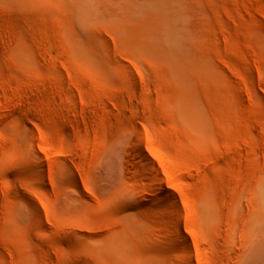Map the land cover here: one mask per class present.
Here are the masks:
<instances>
[{
  "label": "rangeland",
  "instance_id": "1",
  "mask_svg": "<svg viewBox=\"0 0 264 264\" xmlns=\"http://www.w3.org/2000/svg\"><path fill=\"white\" fill-rule=\"evenodd\" d=\"M263 173L264 0H0V264L231 262Z\"/></svg>",
  "mask_w": 264,
  "mask_h": 264
},
{
  "label": "bare ground",
  "instance_id": "2",
  "mask_svg": "<svg viewBox=\"0 0 264 264\" xmlns=\"http://www.w3.org/2000/svg\"><path fill=\"white\" fill-rule=\"evenodd\" d=\"M150 62L155 64L154 61H150ZM249 197H250V201L252 202V206L251 205L250 206L253 208L250 211L251 207H249L250 209H247V211L248 210L249 211L247 213H245V216L248 220L246 219L247 221H245V220L240 221V224L243 221L245 222L244 225H243V223L241 224V226L243 225V227H244V231L242 230L243 227L242 228L241 227L234 228V227H232L233 226L232 225L231 226L232 231L230 229V232H228V233H231V234H228V240H229V237L232 236V238L230 239V242L233 239V241H234V242L232 241L233 245L235 244L234 245L235 247L231 245L233 248H232V250H230V251H232V254H230V255H233V253L235 252V254L237 253L236 257H233L235 255L234 254L232 256L234 258V260L233 261L231 260V262H229L228 260H226V257H222L221 252L219 253L220 255H217V256L215 255L216 256L215 259L219 260V261L221 259L225 258L223 260V262H221L222 260L220 261L223 264L224 263H227V264H264V173L253 183L252 190L249 194ZM251 202H250V204H251ZM228 204H230V202H228ZM243 206L244 205H242V207ZM240 209L238 210L239 212H240ZM249 212H250V215L248 214ZM242 213H244V212H242ZM233 214H234V212H233ZM238 215H240V214H238ZM247 216H249V218ZM238 217H240V216H237V218ZM242 218H243V216H242ZM244 219H245V217H244ZM233 220L232 221L234 223L236 221L235 217ZM235 229H237V230L241 229V231H239L240 233L237 234ZM229 235H231V236H229ZM235 236H236V238H235ZM237 236H239L241 239L243 236H245L243 238H246L247 242L245 239H242V241H245L247 244L246 243L244 244V242H237V240H236ZM239 237H238V239L240 241L241 239ZM226 247L227 248L229 247V249L231 248L230 244L228 246H225L224 249H226V250H225L224 254H227L226 253L227 252ZM224 249L222 250V252H224ZM224 254H223V256H225ZM230 255L227 254L226 256L231 257ZM218 256H219V258L221 257V259H219ZM231 258H229V260ZM225 260L227 262H224ZM219 261H216V262L218 264H220ZM212 262L214 263L215 261L213 260Z\"/></svg>",
  "mask_w": 264,
  "mask_h": 264
}]
</instances>
